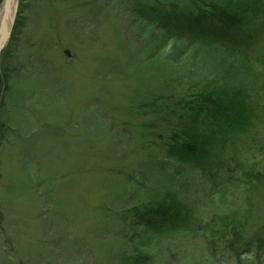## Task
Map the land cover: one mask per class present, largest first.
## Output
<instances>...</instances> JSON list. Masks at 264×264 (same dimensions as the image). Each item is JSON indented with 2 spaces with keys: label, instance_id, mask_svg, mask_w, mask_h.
Instances as JSON below:
<instances>
[{
  "label": "rangeland",
  "instance_id": "rangeland-1",
  "mask_svg": "<svg viewBox=\"0 0 264 264\" xmlns=\"http://www.w3.org/2000/svg\"><path fill=\"white\" fill-rule=\"evenodd\" d=\"M132 1L18 0L0 72V264H91L109 245L121 254L124 217L166 192L202 222L235 217L249 233L264 227L259 61L251 58L255 78L249 73L244 93L253 119L224 148L223 169L211 181L201 164L170 161L165 141L150 135L159 131L156 121L137 105L157 84L158 93L183 94L187 83L209 84L223 66L185 47L167 57L171 69L148 67L136 55L148 39ZM253 24L254 35L264 36V13ZM260 47L241 50L255 56ZM250 168L257 176L243 174ZM183 240L181 253L172 249L175 264H197L200 239L189 240L196 246Z\"/></svg>",
  "mask_w": 264,
  "mask_h": 264
},
{
  "label": "trees",
  "instance_id": "trees-1",
  "mask_svg": "<svg viewBox=\"0 0 264 264\" xmlns=\"http://www.w3.org/2000/svg\"><path fill=\"white\" fill-rule=\"evenodd\" d=\"M99 1L83 0L88 6ZM132 2L137 27L148 39L136 55L143 56L142 62L148 67L163 64L164 68L169 66L171 69L174 65L167 64V57L184 52L181 49L185 47L192 51L195 59L223 66L209 84L187 83L183 94L158 93L156 90L161 86L157 84L156 89L147 91L149 96L137 105L140 111L148 110L156 121L154 126L144 125L145 129L153 126L159 131L161 128L168 131L164 138H159V131L150 132V135L165 141V152L170 161L179 166L201 164L207 177L215 181L213 170L223 169L222 151L235 134L247 128L255 113L244 93L249 87L248 77L250 74L254 77L255 60L259 61L264 76V42L258 39L264 36L254 35L252 31L254 20L264 13V0ZM259 42L261 49L254 51L255 56L241 50L246 44L257 45ZM3 52L0 54V72L6 70ZM3 87L4 84H0V91ZM3 106L0 104V114ZM261 108L264 112V104ZM4 130L0 116V140ZM231 154L232 162L240 168L239 158L232 151ZM242 172L251 178L257 176L251 168ZM133 178L128 175V182ZM132 210V218L129 219L128 214L122 220V253L113 254L109 245L103 249V258L95 255L91 264H175L177 260L172 249L181 253L180 248L186 246L183 239L193 241L196 238L200 239L199 247L204 253L197 264H264V227L249 233L243 219L235 217L217 224L215 219L202 222L171 192ZM113 227L114 223L110 221L108 228Z\"/></svg>",
  "mask_w": 264,
  "mask_h": 264
},
{
  "label": "bare ground",
  "instance_id": "bare-ground-1",
  "mask_svg": "<svg viewBox=\"0 0 264 264\" xmlns=\"http://www.w3.org/2000/svg\"><path fill=\"white\" fill-rule=\"evenodd\" d=\"M15 2L16 0H0V39L3 36V27L11 26Z\"/></svg>",
  "mask_w": 264,
  "mask_h": 264
},
{
  "label": "water",
  "instance_id": "water-1",
  "mask_svg": "<svg viewBox=\"0 0 264 264\" xmlns=\"http://www.w3.org/2000/svg\"><path fill=\"white\" fill-rule=\"evenodd\" d=\"M17 4H18V0H16L15 5H14V14H13V18H12V22H11V26L9 28L7 27H3V36L0 39V54L3 50V48L6 46V44L9 41V37H10V33H11V29H12V25L14 22V18H15V13L17 11Z\"/></svg>",
  "mask_w": 264,
  "mask_h": 264
}]
</instances>
